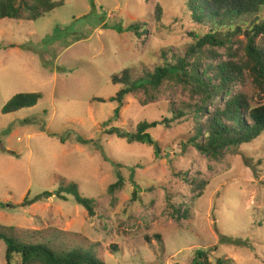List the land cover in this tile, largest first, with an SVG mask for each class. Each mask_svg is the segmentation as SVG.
<instances>
[{
  "label": "rangeland",
  "instance_id": "374dc122",
  "mask_svg": "<svg viewBox=\"0 0 264 264\" xmlns=\"http://www.w3.org/2000/svg\"><path fill=\"white\" fill-rule=\"evenodd\" d=\"M55 1L63 6L39 20H0V230L59 252H89L103 264H189L198 249L209 251L210 260L264 264V135L216 162L182 147L192 134L189 119L149 131L158 153L108 134L112 127L133 132L140 122H161L172 117L171 106L197 99L174 84L161 86L152 102L141 91L126 97L118 119L103 125L117 107L110 101L120 89L114 75L135 67L141 77L164 47L183 51L191 42L182 1ZM136 23L140 36L127 29ZM246 37L242 31L217 49V60H241ZM28 93L42 94L35 107L2 114L13 96ZM235 95L264 106V91L243 75L209 108ZM77 136L120 165L124 187L113 198L107 188L115 168L93 144L76 143ZM184 173L206 183L198 198ZM61 182H74L96 200L93 217L71 198L43 199ZM169 202L187 206L190 217L173 220ZM5 250L0 240V264Z\"/></svg>",
  "mask_w": 264,
  "mask_h": 264
},
{
  "label": "trees",
  "instance_id": "16d2710c",
  "mask_svg": "<svg viewBox=\"0 0 264 264\" xmlns=\"http://www.w3.org/2000/svg\"><path fill=\"white\" fill-rule=\"evenodd\" d=\"M181 1L180 12L188 16V22L194 29L189 34L191 42L186 44L183 51L164 47L157 65L141 77H135V67L114 75L112 83L119 85L120 89L110 101L116 103L117 107L112 118L103 125L110 124L111 119H118L126 97L141 91L152 102L155 98L153 93L161 86H181L184 90L189 89L191 95L194 94L197 99L191 98L193 102L183 101L176 108L175 105L171 106V118L162 119L161 122H140L133 132L112 127L108 134L129 143L153 145L158 153V145L152 140L149 131L160 124L169 128L175 121L189 119L193 123L192 134L182 147L191 146L201 155L217 162L227 152L250 144L264 135V106H251L244 95L232 96L229 100L222 101L221 105L209 108L231 83L243 75L264 91V0ZM63 3L55 0H0V20L33 22L62 7ZM155 10L156 21H159L162 9L156 5ZM139 26V23L131 24L127 29L140 36ZM242 31L247 33L243 58L238 61L219 62L216 50L223 48ZM258 38L262 39V43L257 42ZM41 98V93L17 94L2 107L1 112L10 114L33 108ZM59 139L60 143H64L70 139V133L60 136ZM75 142L80 145L93 144L102 158L115 168L116 181L107 188V194L113 198L124 187V177L118 170L120 165L111 161L102 147L93 140L77 136ZM183 177L184 181L194 186V192H199L196 196L198 198L206 183L200 182L198 185L195 179L188 181L185 173ZM53 194L63 201L71 198L88 216L95 215L96 200L83 196L74 182H61L55 193L44 192L41 196L47 199ZM135 195L136 191L133 199L136 198ZM167 210L177 222L186 221L190 217L189 208L184 207V204L169 202ZM0 240L6 244V264H103L92 253L76 250L59 252L44 244L24 243L7 235L3 230H0ZM209 256V251L198 249L189 264H229L220 258L210 260Z\"/></svg>",
  "mask_w": 264,
  "mask_h": 264
}]
</instances>
